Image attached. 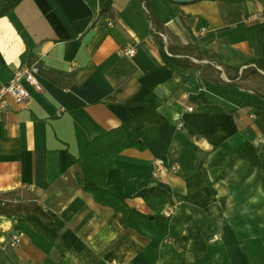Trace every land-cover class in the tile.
Instances as JSON below:
<instances>
[{"label": "crops", "instance_id": "obj_1", "mask_svg": "<svg viewBox=\"0 0 264 264\" xmlns=\"http://www.w3.org/2000/svg\"><path fill=\"white\" fill-rule=\"evenodd\" d=\"M260 11L264 0H21L0 17V87L35 60L43 87L0 110V264H264ZM161 43L189 65L172 69ZM119 126L145 148L115 157L106 188L147 215L138 229L80 186L74 163ZM159 158L178 170L158 172ZM20 219L50 252L25 232L11 245Z\"/></svg>", "mask_w": 264, "mask_h": 264}, {"label": "trees", "instance_id": "obj_2", "mask_svg": "<svg viewBox=\"0 0 264 264\" xmlns=\"http://www.w3.org/2000/svg\"><path fill=\"white\" fill-rule=\"evenodd\" d=\"M145 3L150 0H143ZM230 3H238L244 0H223ZM21 0H0V17L7 15L11 12ZM160 49L164 61L172 69H178L180 67H187L189 65L188 57H177L170 47L169 52L165 51L164 44H160ZM190 48L189 46L185 47ZM259 68L264 70V64L261 62L256 63ZM155 133L154 128H148L145 133ZM138 147L140 149L145 148V144L140 139H129L127 137L126 130L119 126L110 129L92 139L85 147L82 154L74 159V163L81 168L78 181L80 186L85 190L93 194L95 200L98 203L112 207L114 210L123 214L125 223L135 229L139 228V222L141 219L146 218L147 215L132 207L125 197H120L106 188V180L108 172L112 167L115 157L123 152L127 148ZM206 180L210 185V189L215 193V189L212 186V181L205 173ZM16 229L28 234L34 244L45 252H50L54 243L48 241L39 233L34 231L31 226L20 219L16 225Z\"/></svg>", "mask_w": 264, "mask_h": 264}, {"label": "built area", "instance_id": "obj_3", "mask_svg": "<svg viewBox=\"0 0 264 264\" xmlns=\"http://www.w3.org/2000/svg\"><path fill=\"white\" fill-rule=\"evenodd\" d=\"M100 15V11H98ZM251 19L264 21V11L257 12L250 16ZM112 26L113 22H109ZM122 53L125 55L133 56L136 54L135 46H125L122 48ZM40 70L39 61H27L20 65L14 72L12 78L0 87V110H5L8 107L9 99H12L17 104H23L30 100L31 92L28 86L35 88L38 91L43 89L38 80V73ZM192 110V108H189ZM156 170L158 172H176L178 170L177 163H169L165 159L159 158L155 161ZM166 215H171L170 210L164 211ZM23 232H18L12 236L10 241L11 245L18 244L23 236ZM116 264V262L114 263Z\"/></svg>", "mask_w": 264, "mask_h": 264}, {"label": "water", "instance_id": "obj_4", "mask_svg": "<svg viewBox=\"0 0 264 264\" xmlns=\"http://www.w3.org/2000/svg\"><path fill=\"white\" fill-rule=\"evenodd\" d=\"M169 1L176 2V3H184V2L194 1V0H169Z\"/></svg>", "mask_w": 264, "mask_h": 264}]
</instances>
